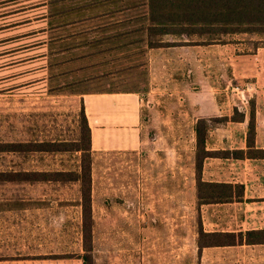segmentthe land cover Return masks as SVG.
Listing matches in <instances>:
<instances>
[{"label":"rangeland","instance_id":"374dc122","mask_svg":"<svg viewBox=\"0 0 264 264\" xmlns=\"http://www.w3.org/2000/svg\"><path fill=\"white\" fill-rule=\"evenodd\" d=\"M161 38L164 44L185 43L180 35ZM258 38L234 34L225 37L228 45L208 46L214 43L192 36L200 46L146 50L140 65L120 78L78 84L59 76L61 66L51 61L39 64V78L32 82L8 62L6 72H0V264H82L80 184L69 178L84 156L90 172L92 264H135L142 262L140 250L191 248L212 240L199 239L188 175L192 163L195 168L201 160L210 133L218 134L226 121L246 114L249 122L252 112L255 129L257 96L245 78L231 75L230 63L236 57L239 61L238 55L250 51ZM133 89L141 92L146 146L83 151L88 141L78 94ZM213 106L219 109L216 116ZM199 119L208 128L197 150L193 130ZM7 143L14 150H4ZM11 171L33 178L47 172L50 180H5ZM220 192L201 184L198 202L226 194Z\"/></svg>","mask_w":264,"mask_h":264},{"label":"crops","instance_id":"0c3cea01","mask_svg":"<svg viewBox=\"0 0 264 264\" xmlns=\"http://www.w3.org/2000/svg\"><path fill=\"white\" fill-rule=\"evenodd\" d=\"M100 2V0H0V72H6L7 63L12 62L16 68L18 67V76L32 82L39 78V64L45 61L50 65L51 61V64L61 66L59 76H69L73 80L83 78L85 70L78 69L80 60L54 59L55 49L51 52L50 45H56L59 49L57 46H60V42L51 40L50 33L62 30L60 25L68 19L65 17L72 13L70 7L77 5L81 6L79 8L81 17L79 26L83 32L80 39L81 48H92L94 44L102 48L106 44L105 41L111 47L121 45L123 40L119 38L106 40L104 35L128 30L127 24L119 22L124 20L128 10L109 11ZM92 3L95 5L92 6ZM131 27L133 28V25ZM184 41L186 44L149 48L148 51L183 45L200 46L192 43V40ZM83 42H86V45L83 46ZM228 44L230 42L227 41L220 45ZM212 45L219 44H208ZM249 50L243 55H238L239 61L237 57L234 58V63H230V73L234 78H245L248 81V90L253 91L258 99L253 143L250 145L247 143L246 114L241 121H226L224 129L218 134L213 135L210 131L205 150H236L240 151L241 155L206 156L202 160L199 175L196 174L194 163L188 175L189 190L199 215L200 227L208 233H245L249 230L264 229V156L248 153L264 151V46H254ZM97 56L102 58V55ZM49 67H46L47 71ZM140 93L139 90L133 89L88 91L78 94L90 131V150L134 151L146 146L149 141L142 134L140 126L142 106ZM188 93L195 94L194 90ZM207 94L212 95V91H207ZM218 112V107L213 106L212 116H216ZM198 118L199 116H196L192 122ZM233 123L234 126L231 125ZM179 173L182 174V171ZM198 179L207 183L227 184L229 187H223L225 191L234 190L235 185H239L242 187V193L237 200H227L223 197L200 203L197 194ZM140 252H143L142 262L135 264H264V242L243 241L235 245L163 248L150 250L151 253H144V250ZM148 255L153 257L147 259Z\"/></svg>","mask_w":264,"mask_h":264},{"label":"trees","instance_id":"16d2710c","mask_svg":"<svg viewBox=\"0 0 264 264\" xmlns=\"http://www.w3.org/2000/svg\"><path fill=\"white\" fill-rule=\"evenodd\" d=\"M102 6L113 12L128 10L124 20L119 21L128 25V30L118 31L110 35H104V39L119 38L124 42L117 47L105 45L102 48L93 45L92 48H81L80 39L83 32L79 24L81 17L79 8L81 6H72L65 21L60 27L62 30H54L50 36L51 40L60 42V46L50 45L51 52L56 54L54 59L68 58L69 61L80 60L78 69L84 71V77L73 80V83H82L93 81L94 79L118 77L120 78L132 69H135L140 63L139 57L149 48L160 46L182 45L186 43L164 44L161 38L164 35H180L191 41L192 36H197L207 43H224L225 37L234 34L257 35L259 38L254 41L255 46H264V0H100ZM99 3V4H100ZM95 3H92L94 6ZM85 6V5H82ZM90 6V5H86ZM70 24V26H65ZM133 25V28L131 27ZM108 32V31H107ZM107 36V37H106ZM205 38V39H204ZM126 41V42H125ZM163 41V42H162ZM52 42V41H51ZM86 42H83V46ZM127 45V46H126ZM96 46V47H94ZM102 55V58L97 56ZM111 57V58H108ZM91 59V61L89 60ZM56 64V63H55ZM60 64V63H59ZM77 66V65H72ZM71 67V65H70ZM77 76V75H76ZM102 91V90H101ZM104 91V90H103ZM253 115V116H252ZM82 116L86 126V137L88 146L82 149L85 152L90 150V131L87 125L84 108L82 106ZM243 120L241 116L237 121ZM206 121L199 119L194 125L196 148L204 145L206 132ZM255 135L254 114L250 113L247 131L248 145L253 143ZM50 145V142L48 143ZM7 151L14 150V144L4 145ZM43 150V149H42ZM50 152V149H44ZM240 151H203L200 161L195 162V169H201L202 159L206 156L223 155L239 156ZM249 154L264 156V151H249ZM87 157V156H86ZM85 161L80 165L78 172L69 180H76L80 184V199L82 208V237L84 253L80 256L82 264H92L90 253L93 245L91 244V208H90V172L89 165ZM8 181L16 180H35L49 181L50 173H38L37 178L21 177L19 172H7ZM57 175L64 176V172H56ZM197 174V173H196ZM198 187L201 184L212 186L213 190L225 191L223 187H229L223 183H207L198 179ZM231 187V186H230ZM238 187L239 194L236 196L234 190H226L225 195L221 197H212L210 200H217L225 197L227 200H237L242 193V187ZM234 187V189H235ZM220 192V193H221ZM199 239L212 238V240L198 242V247L202 246H223L246 243L264 242L263 230H249L243 232H204L201 228L198 230Z\"/></svg>","mask_w":264,"mask_h":264}]
</instances>
